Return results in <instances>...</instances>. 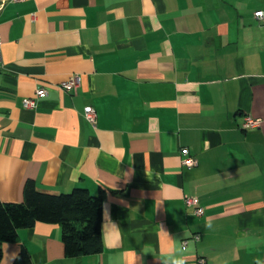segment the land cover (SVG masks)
Segmentation results:
<instances>
[{
    "label": "crops",
    "instance_id": "1",
    "mask_svg": "<svg viewBox=\"0 0 264 264\" xmlns=\"http://www.w3.org/2000/svg\"><path fill=\"white\" fill-rule=\"evenodd\" d=\"M260 10L264 0H0V200L22 202L29 180L104 192L100 252L69 256L61 225L37 222L2 244L0 264L24 249L32 264H163L184 247L186 264H264ZM73 74L78 88H61ZM40 86L48 94L24 107ZM246 116L261 125L244 128ZM185 147L197 165L183 164Z\"/></svg>",
    "mask_w": 264,
    "mask_h": 264
},
{
    "label": "trees",
    "instance_id": "2",
    "mask_svg": "<svg viewBox=\"0 0 264 264\" xmlns=\"http://www.w3.org/2000/svg\"><path fill=\"white\" fill-rule=\"evenodd\" d=\"M103 201V191L93 195L87 188L76 187L67 193L53 194L38 190L34 180L27 181L22 202L0 200V261L2 244L17 241L21 229L33 227L37 222L61 225L69 256L100 252ZM14 264H32L29 252L22 250Z\"/></svg>",
    "mask_w": 264,
    "mask_h": 264
},
{
    "label": "built area",
    "instance_id": "3",
    "mask_svg": "<svg viewBox=\"0 0 264 264\" xmlns=\"http://www.w3.org/2000/svg\"><path fill=\"white\" fill-rule=\"evenodd\" d=\"M15 1H21V0H15ZM255 16L257 18H264V12L263 11H257L255 12ZM3 41L0 33V68L3 67V49H2ZM80 84V77L77 74H73L69 76L67 79L61 82L60 86L64 90L70 91V90H76ZM36 98H30L25 99L23 101V105L26 108H35L37 106V98L45 96L48 94V89L45 86H40L35 90ZM85 118L89 123H91L94 127H96L97 124V111L93 106H87L85 108ZM261 125V121L259 119L252 118L250 116H246L245 122L243 124L244 128H256ZM182 154L184 156L183 158V164L186 166H195L198 164V161L194 159L190 153L188 148H182ZM185 204L188 207L194 208V213L197 215H203L204 214V208L200 205V200L197 197L192 196H186L185 197ZM193 239L198 241L200 240V236L198 234L193 236ZM188 243V240H184L183 245L186 246ZM204 260H201L203 262Z\"/></svg>",
    "mask_w": 264,
    "mask_h": 264
},
{
    "label": "clouds",
    "instance_id": "4",
    "mask_svg": "<svg viewBox=\"0 0 264 264\" xmlns=\"http://www.w3.org/2000/svg\"><path fill=\"white\" fill-rule=\"evenodd\" d=\"M207 227H211V224H208ZM187 251L188 249L184 247L180 253L172 254L174 249H169V255L165 257L163 264H186V257L183 255V253Z\"/></svg>",
    "mask_w": 264,
    "mask_h": 264
}]
</instances>
